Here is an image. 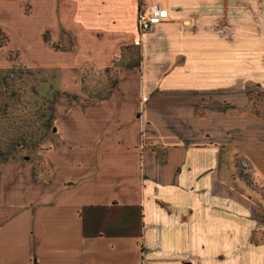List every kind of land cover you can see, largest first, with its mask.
I'll return each instance as SVG.
<instances>
[{"label": "crops", "instance_id": "crops-1", "mask_svg": "<svg viewBox=\"0 0 264 264\" xmlns=\"http://www.w3.org/2000/svg\"><path fill=\"white\" fill-rule=\"evenodd\" d=\"M147 1L0 0V69L59 82L48 177L28 159L0 161V264H230L264 253V202L229 180L223 112L195 115L204 94L264 81V0ZM156 2L165 21L140 34L139 12ZM136 48L140 65L121 67L107 98L84 92V71ZM185 127L196 130L181 136ZM252 131L240 142L264 176V132Z\"/></svg>", "mask_w": 264, "mask_h": 264}, {"label": "rangeland", "instance_id": "rangeland-1", "mask_svg": "<svg viewBox=\"0 0 264 264\" xmlns=\"http://www.w3.org/2000/svg\"><path fill=\"white\" fill-rule=\"evenodd\" d=\"M145 2L149 4L151 1L145 0ZM3 40L0 34V41ZM138 58L139 51L136 48L132 49L130 54L126 53L125 58L117 62L110 74L87 69L84 71L85 86L93 94H105L110 89L111 81L116 78L118 70ZM11 59L15 60L13 54ZM56 78L54 73L30 71L22 65L0 69V150L10 151L8 160L32 161L36 165L38 179H45L49 174V168L42 157L44 151L57 144L52 122V107L59 87ZM192 100L194 102V99ZM174 101L175 97L166 94L160 103L168 112L169 109L174 110V106H169L174 104ZM197 105L195 115L198 117H205L213 112H223L224 122L228 123L225 134L232 138L229 144L221 147L229 157V180L237 181L245 187L244 193L247 192L249 196L264 202V176L257 174L256 166L249 159L240 142L251 140L253 129L255 132L258 130L264 132V127L259 129L254 122L258 120L264 124V81L229 83L226 90L198 97ZM171 110L167 114H172ZM195 130L185 127L178 132L181 136H189ZM197 131L200 132L201 129ZM206 134L212 136L210 132H204V135ZM23 136L25 140H22ZM152 148L159 153H166V148L163 150L156 146ZM228 195L231 200L238 202L241 200L238 194L231 190ZM230 203L234 208L236 203ZM233 212L234 209L230 210L231 214ZM261 220L264 222L263 214ZM257 239L258 237L255 236V242ZM245 255L244 259H240L241 261L233 259L230 264H264V253L255 258Z\"/></svg>", "mask_w": 264, "mask_h": 264}, {"label": "built area", "instance_id": "built-area-1", "mask_svg": "<svg viewBox=\"0 0 264 264\" xmlns=\"http://www.w3.org/2000/svg\"><path fill=\"white\" fill-rule=\"evenodd\" d=\"M166 8L162 2H156L152 6L140 10L138 15V27L140 34L150 32L154 27L165 21Z\"/></svg>", "mask_w": 264, "mask_h": 264}, {"label": "trees", "instance_id": "trees-1", "mask_svg": "<svg viewBox=\"0 0 264 264\" xmlns=\"http://www.w3.org/2000/svg\"><path fill=\"white\" fill-rule=\"evenodd\" d=\"M2 35V33H0ZM3 41H0V47H3L6 45V38L5 36L3 35ZM46 40H48L47 36H46ZM140 65V57L138 59H136V61L130 63L127 65V68H130V67H138ZM105 72L107 74H110V72H112V69L110 68H107L105 70ZM118 73H116V78H114L112 81H111V86H110V89L105 93V94H93L86 86H85V82H82L83 84V90L84 92H86L91 98H96V99H104V98H107L109 95H110V92L111 90L118 84ZM25 140V137L23 136L22 137V140ZM0 155L2 157H0V161H8L9 159V155H10V151H2L0 150Z\"/></svg>", "mask_w": 264, "mask_h": 264}]
</instances>
